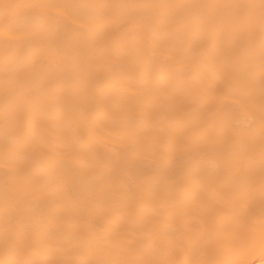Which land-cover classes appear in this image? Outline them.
<instances>
[{"label":"bare ground","instance_id":"1","mask_svg":"<svg viewBox=\"0 0 264 264\" xmlns=\"http://www.w3.org/2000/svg\"><path fill=\"white\" fill-rule=\"evenodd\" d=\"M0 264H264V0H0Z\"/></svg>","mask_w":264,"mask_h":264}]
</instances>
